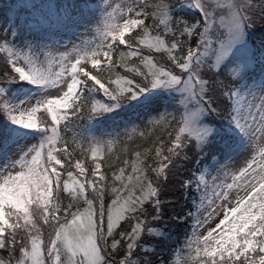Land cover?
<instances>
[{"label": "snow or ice", "instance_id": "obj_1", "mask_svg": "<svg viewBox=\"0 0 264 264\" xmlns=\"http://www.w3.org/2000/svg\"><path fill=\"white\" fill-rule=\"evenodd\" d=\"M3 8L0 264H264V0Z\"/></svg>", "mask_w": 264, "mask_h": 264}, {"label": "trees", "instance_id": "obj_2", "mask_svg": "<svg viewBox=\"0 0 264 264\" xmlns=\"http://www.w3.org/2000/svg\"><path fill=\"white\" fill-rule=\"evenodd\" d=\"M2 1V0H1ZM95 0H89V2H94ZM17 2V0H16ZM31 2L36 3V4H41V3H53L57 6H62L66 4H72L74 2H79V0H31ZM12 3H15V0H13ZM5 5V4H4ZM4 5H0V17L4 18ZM137 146H139L140 150H143L144 148L149 147V142L147 140H139L137 139L135 142H130L128 145V158H132L134 156V151L137 150ZM116 155H120L121 159L125 158V154L122 153L119 148L115 151L114 155L112 156V163L116 164L117 161L115 159ZM104 170L108 171L107 166L104 165ZM110 175V173H109ZM169 199H174L175 198V193H170L168 195ZM184 235H183V230L178 229L175 230L174 232V240L177 241V243L173 244L170 248H166L164 253H163V259L165 261V264H170V260L173 259L174 254L172 253L173 249H176L183 241H184Z\"/></svg>", "mask_w": 264, "mask_h": 264}, {"label": "rangeland", "instance_id": "obj_3", "mask_svg": "<svg viewBox=\"0 0 264 264\" xmlns=\"http://www.w3.org/2000/svg\"><path fill=\"white\" fill-rule=\"evenodd\" d=\"M13 2V0H0V5H4V4H8V3H12ZM15 3H16V0H15ZM3 20H4V18H2V17H0V24H2L3 23ZM65 39H67L68 37L67 36H65L64 37ZM73 40H75L76 39V37L75 36H73V37H71ZM184 247V244H181L177 249H182Z\"/></svg>", "mask_w": 264, "mask_h": 264}]
</instances>
